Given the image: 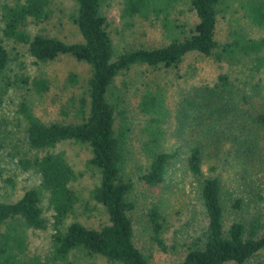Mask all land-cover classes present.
<instances>
[{
	"label": "trees",
	"instance_id": "trees-1",
	"mask_svg": "<svg viewBox=\"0 0 264 264\" xmlns=\"http://www.w3.org/2000/svg\"><path fill=\"white\" fill-rule=\"evenodd\" d=\"M49 1L0 0V97L13 87L37 93L47 89L43 76L5 73L9 55L3 39L24 44L37 60L69 54L88 63L86 95L77 99V119L69 121L41 120L20 96L16 113L32 154L19 156L16 162L20 168H32L39 182L15 200L0 201V264H71L68 256L75 251L87 258L82 264H98L96 256L109 264H148L149 256L134 242L130 212L136 203L131 196L132 181L125 173L133 132L144 158V169L138 175L142 182L149 186L159 185L164 178L166 182L175 161L198 180L203 224L185 243L175 264H245L264 248V213L258 205H251V195L239 193L248 183L245 170L264 165V0H186L194 17L187 26L171 15L181 0H121L120 17L156 20L165 42L119 52L114 50L100 0H74L77 40L29 34L26 22L44 20ZM231 4L255 34L233 28L227 39L215 36L217 14ZM191 52L226 65L210 84L195 89L196 100H185L192 112H200L199 118L207 116L201 120L204 137H183L188 131L179 120L174 138H168L171 113L159 87L142 89L135 109L143 119L136 128L135 123L132 126L121 96L112 87L114 77L137 64L175 68ZM66 80L71 85L78 81L73 72ZM65 142L88 148L86 164L97 173L88 197L103 209L102 219L95 223L74 215L78 196L72 181L76 172L58 147ZM205 160L209 161L207 173L201 170ZM236 165L241 170L238 177L233 174L224 179L216 171V167L227 170ZM43 200L50 210L49 219L43 214ZM144 215L149 239L157 249L167 251L162 237L165 217L159 203L151 201ZM47 227V255L30 252L26 229Z\"/></svg>",
	"mask_w": 264,
	"mask_h": 264
},
{
	"label": "rangeland",
	"instance_id": "rangeland-1",
	"mask_svg": "<svg viewBox=\"0 0 264 264\" xmlns=\"http://www.w3.org/2000/svg\"><path fill=\"white\" fill-rule=\"evenodd\" d=\"M121 0H100V11L107 19L109 31L115 52L128 47L152 46L164 43L158 22L153 19L123 18L120 17ZM76 3L74 0H50L48 16L39 22L27 21L24 28L29 34L40 32L56 36L64 41H74L79 38L72 20ZM237 9V11L235 10ZM171 15L177 22L191 23L194 19L186 0L177 2L171 10ZM236 19V21L234 20ZM248 29L253 27L240 15L235 4H231L217 14L215 36L219 40L230 36V29ZM7 49L9 61L5 73L11 75L16 71H24L29 77L43 76L46 79L47 89L35 92L32 89L24 90L13 87L0 97V201H12L28 187L37 186L38 174L32 168H20L16 158L31 155L23 138V124L16 113V104L20 96H24L32 111L43 121L76 120L74 115L79 96H85V81L89 74V65L83 60H76L69 54H59L49 60H37L30 55L24 44L11 39H3ZM239 66L240 63L238 62ZM236 65V67H237ZM224 63H217L211 57L197 53H187L175 68H160L137 64L118 73L112 82L115 92L122 98V106L129 113L130 121L135 128L143 116L137 113L135 104L142 89H159L170 109L167 123V136L174 138L179 120L185 123L183 137L203 138L201 120L207 116H200V112H192L185 100L194 101L199 95L194 94L199 86L210 84L216 73L225 70ZM70 72L76 74L77 83L68 84L66 78ZM240 76V75H239ZM236 81V79H235ZM185 113L186 115H181ZM165 129V123H164ZM175 134V133H174ZM136 132L131 135L128 146L129 159L126 162L125 173L132 181L131 196L135 200V208L130 212L134 227L135 244L149 256L148 264H175L183 253L185 243L191 235L197 233L203 224V217L198 197V180L184 171L179 161L172 162L171 172L168 171L166 182L149 186L138 178L144 169V158L138 152ZM76 172L72 181L78 200L75 203L76 218L88 223H95L102 219L103 209L99 204L88 197V189L97 179L95 169L86 164L88 148L82 144L62 143L58 146ZM209 161H203L201 170L207 173ZM239 165L216 167V171L223 174V178L238 177L241 170ZM243 190L239 193L251 195V205H258L264 213V165L245 170ZM234 177V176H233ZM230 186V181L226 180ZM256 184V187H255ZM240 187L243 184L239 180ZM151 201L159 203L164 214L162 237L168 246L167 251L157 249L148 237V228L144 211ZM50 210L45 207L43 200V214L50 218ZM2 226L0 227V229ZM50 227L45 229H26L27 246L30 252H37L46 256L49 245ZM71 264H82L87 258L81 251H75L68 256ZM98 264H109L102 257L96 256ZM264 248L258 250L245 264H263ZM236 264V263H229Z\"/></svg>",
	"mask_w": 264,
	"mask_h": 264
}]
</instances>
